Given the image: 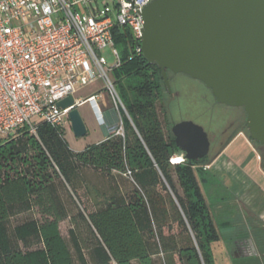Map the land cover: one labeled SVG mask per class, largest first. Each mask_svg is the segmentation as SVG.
<instances>
[{"label":"trees","instance_id":"obj_1","mask_svg":"<svg viewBox=\"0 0 264 264\" xmlns=\"http://www.w3.org/2000/svg\"><path fill=\"white\" fill-rule=\"evenodd\" d=\"M114 43L123 137L111 132L74 151L65 128L40 122L35 134L24 128L0 141V264H227L229 242L204 186L211 158L170 162L183 153L161 71L134 51L125 27Z\"/></svg>","mask_w":264,"mask_h":264},{"label":"built area","instance_id":"obj_2","mask_svg":"<svg viewBox=\"0 0 264 264\" xmlns=\"http://www.w3.org/2000/svg\"><path fill=\"white\" fill-rule=\"evenodd\" d=\"M150 2L0 0V141L24 128L35 134L40 122L66 128L70 107L60 108L57 102L69 95L91 105L100 127L110 124L123 137L122 113H127L112 80L121 63L114 30L125 27L134 51L141 53L142 13ZM95 81L112 100L106 111L98 106L95 91L74 97ZM183 160V154L170 158L171 163Z\"/></svg>","mask_w":264,"mask_h":264},{"label":"water","instance_id":"obj_3","mask_svg":"<svg viewBox=\"0 0 264 264\" xmlns=\"http://www.w3.org/2000/svg\"><path fill=\"white\" fill-rule=\"evenodd\" d=\"M142 16L141 55L160 69L167 91L168 71L199 80L217 103L244 110L248 140L264 146V0H151ZM78 105L72 95L57 102L70 107L79 138L87 128ZM171 133L184 159L209 154L208 135L193 121L173 123Z\"/></svg>","mask_w":264,"mask_h":264},{"label":"crops","instance_id":"obj_4","mask_svg":"<svg viewBox=\"0 0 264 264\" xmlns=\"http://www.w3.org/2000/svg\"><path fill=\"white\" fill-rule=\"evenodd\" d=\"M101 129L106 134L111 126L106 124ZM206 169L211 172V179L206 180L208 192L216 199L212 212L215 216L217 209L221 215L220 220L215 216L221 234L229 243L233 234V252L230 255L225 250V262L264 264V161L258 147L244 131H235L213 154Z\"/></svg>","mask_w":264,"mask_h":264},{"label":"rangeland","instance_id":"obj_5","mask_svg":"<svg viewBox=\"0 0 264 264\" xmlns=\"http://www.w3.org/2000/svg\"><path fill=\"white\" fill-rule=\"evenodd\" d=\"M106 56L108 58V61L111 62V54L107 52ZM167 77L171 92L167 91L164 93L162 105L166 109L168 120L172 123L182 120H190L200 125L207 133L208 138L212 141L208 154V157L211 158L213 154L219 149V146L216 142L219 137L220 131L227 128L230 122H233L232 126L234 127V129H239V127H241L246 119L244 110L241 107H231L217 103L210 90L202 82L197 79H193L184 73H176L175 76L171 73L169 76V73H167ZM92 90H95V93H97V104L102 111H106L113 107V103L109 94L106 90L103 89V87L101 86V82L99 81H95L82 87L74 94V97L76 99L84 98L85 95ZM170 93L172 96H170ZM78 111L86 125L87 134L83 137H75L70 129V125L68 124L65 128L64 136L69 144V147L74 151L83 150L88 145L100 141L105 136V133L99 126L93 109L88 102H85L78 106ZM158 113L160 119H163V114L160 111L159 106ZM31 120H37V117H33ZM162 122L164 121L162 120ZM244 131L245 133H247V128H245ZM203 171V177L205 178V180L211 179V172L207 171L206 165H203ZM205 184L206 185L204 186L205 189H207L208 194L207 198L211 203V206L213 207L216 199L209 194L210 192H208L210 186L207 184V182ZM211 189L213 188L211 187ZM226 211H228V209ZM218 213L219 211L216 209L215 216L220 220L221 215H219ZM70 227L71 224L68 220H64L59 224V229L62 236L66 239L73 252L68 237V230ZM232 237L233 234L229 236V240L231 241V243H229V252L231 254L233 252V247H231L233 239ZM227 242L229 241L227 240ZM222 244L224 243L222 242Z\"/></svg>","mask_w":264,"mask_h":264},{"label":"flooded vegetation","instance_id":"obj_6","mask_svg":"<svg viewBox=\"0 0 264 264\" xmlns=\"http://www.w3.org/2000/svg\"><path fill=\"white\" fill-rule=\"evenodd\" d=\"M167 73H169V76H170L171 72L168 71ZM171 74L175 76V74H173V73H171ZM169 79H170V77H169ZM170 96H172L171 93H170ZM232 124H233V122H230L229 126L227 128L220 131L219 137H218L217 142H216L218 144L219 148L235 133L236 129H234ZM244 126H245V122L241 125V128H244ZM209 141H210V147H211L212 141H211V139H209ZM258 149L264 156V146L258 145ZM263 161H264V157H263Z\"/></svg>","mask_w":264,"mask_h":264}]
</instances>
